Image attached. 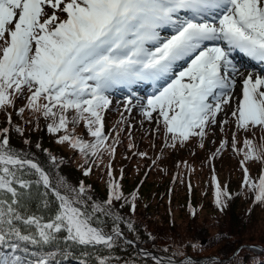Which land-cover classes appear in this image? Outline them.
<instances>
[{
	"label": "snow or ice",
	"instance_id": "6c2138e0",
	"mask_svg": "<svg viewBox=\"0 0 264 264\" xmlns=\"http://www.w3.org/2000/svg\"><path fill=\"white\" fill-rule=\"evenodd\" d=\"M164 29L172 34L162 37ZM236 52L264 64V0H0V111L11 125L8 109L25 100L18 114L27 109L50 121L47 131L57 135V143L68 144L89 162L83 172L88 176L92 158L102 160L104 153L114 158L119 143V132L111 144L105 133L110 93L169 81L145 102L138 101L141 114L163 132L165 147L183 146L193 138L203 147L210 129L228 125L218 117L230 110L237 131L253 133L243 149H236L233 135L232 146L244 157V186L254 193L255 203L264 204V171L253 180L245 166L264 164V73L245 75L234 62ZM181 61L187 64L176 72ZM238 77L241 95L236 97ZM133 99L126 98L125 112L131 113ZM81 124L91 141L75 134ZM10 130L0 129V246L19 250L21 243L48 247L61 240L114 248L124 222L116 205L127 204L134 213L137 192L125 196L109 164L108 196L97 202L90 186L82 181L73 186L62 176L54 180L30 155L14 149ZM15 131L23 135L19 126ZM256 131L262 133L259 143ZM228 143L224 140L218 152ZM48 155L56 164L57 158ZM214 180L215 203L222 211L232 194ZM102 217L113 221L111 233L97 223ZM127 226L133 229L130 221ZM0 264H20L19 257L0 258ZM35 264L51 261L41 257ZM98 264L108 261L100 258ZM209 264L223 261L209 257Z\"/></svg>",
	"mask_w": 264,
	"mask_h": 264
},
{
	"label": "trees",
	"instance_id": "16d2710c",
	"mask_svg": "<svg viewBox=\"0 0 264 264\" xmlns=\"http://www.w3.org/2000/svg\"><path fill=\"white\" fill-rule=\"evenodd\" d=\"M17 102L24 103L25 100H17ZM18 108L12 112L11 125L8 124L6 118L4 119L3 113L0 115V129L10 127L8 135L13 148L23 150L39 162L45 170L52 174L54 180L56 176H62L73 186L81 181L86 186L91 184L90 195L93 200L97 202L106 200L109 179L106 161L111 159L109 155L104 153L102 160L92 158L95 159V163L92 164L91 174L84 176L83 172L89 163L85 157L69 147L68 144L57 143V135L47 131V124L50 121L45 120L42 115L35 113L31 117L30 113L25 111L23 116H20L17 112ZM16 126L23 129L22 136L15 131ZM127 126H124L125 131ZM228 131V136L224 135L213 141L214 148L212 150H207L205 147V142H207V138L210 139V136L207 135L204 139L203 147L198 145L199 138L191 139L185 144L186 146L193 144L188 148L189 152L187 153L175 150L178 146L185 145L166 148L163 132L159 134V140L161 139L159 144L151 143L149 146L141 144L137 150L134 149L132 152L122 148L124 144H122L123 139L120 138L114 157L122 155L127 160V163L122 164L125 178L120 180V184L125 196L130 197L131 193L137 192L134 213L130 212L127 204L123 207H120L119 204L116 205L118 214L124 217V222L120 223L123 237L138 242L144 251H153L164 257H171L174 247L185 245L186 254L176 255L173 258L182 260L186 256H192L199 259L205 256H202L203 254L197 250L194 251L191 245L201 239V236L209 237L210 227L207 225L213 224L212 229L215 234L213 237H209V245H221L225 247V250L230 251L224 256L220 255L221 250L213 253L223 261V264H229L230 261L237 259L240 264H264V250L256 255L252 250L243 247L253 246L252 237L257 236L254 228L260 219V215L257 213H264V204L255 203L254 193L244 186V171L241 165L244 157L242 152L237 154L232 146L233 135L237 141L236 149H243L244 139H252L253 133L237 131L235 125H231ZM132 133H135L134 136H136L135 130L131 129L128 137ZM75 134L89 141L93 139L86 134L83 124L77 126ZM261 135L262 133L259 131L254 133L257 143L260 142ZM35 137L41 141L40 148L36 147L38 143L35 142L24 143L25 140L29 141ZM224 140H228V147L218 152L220 144ZM195 142L197 143L195 144ZM52 147H56L57 155L51 151ZM66 150L75 151L71 158L68 157ZM49 152L57 158L56 164L51 161ZM139 153H147V156H140ZM175 153L178 154L177 157H174ZM81 157L83 159H80ZM61 161L62 163H60ZM152 161L155 163L147 171L146 167ZM245 166L248 167L253 180H258L264 171V164L259 162H247ZM197 167L200 169L199 171ZM152 175L155 178L150 181L149 177ZM214 177L218 179L222 188L232 194V198L226 201L222 211L215 203L216 181ZM189 183L191 190L188 187ZM167 201L170 202L169 205ZM177 207L179 212L186 214L190 221V226L184 227L187 232L184 235H181L176 227L179 225L175 218ZM54 210L55 204L52 208V211ZM193 211H195V215H193ZM51 214V212L46 213V215ZM134 217L137 218L136 222H132L130 219ZM128 221L133 225L132 230L128 229ZM97 223L105 232H112L114 225L111 219L102 217ZM123 237L116 240L115 247L111 250L103 246L84 248L79 245L66 244L61 240L55 241L48 247L21 243L19 250L4 245L0 246V258L19 257L20 264H35V261L41 257L49 258L51 264H98L100 258H105L108 264H157L153 259L142 256L138 248L124 240ZM256 243L264 248V240ZM237 251L239 252L237 253Z\"/></svg>",
	"mask_w": 264,
	"mask_h": 264
},
{
	"label": "rangeland",
	"instance_id": "374dc122",
	"mask_svg": "<svg viewBox=\"0 0 264 264\" xmlns=\"http://www.w3.org/2000/svg\"><path fill=\"white\" fill-rule=\"evenodd\" d=\"M162 37H167L170 36V34L167 33H163L161 32ZM255 71V76L256 75H260L261 73L257 70H253ZM167 84V83H166ZM238 87V94L235 95L233 93L234 96L239 97L241 95V83H238L237 85ZM118 93H121V91L119 92V90H114L113 92H111L110 94H112V100L113 103L112 105L109 107V109L104 113V126H105V132L106 134H109V140L108 143L111 144L115 139H116V132H119V140L120 138L123 139L122 144H124L122 146V148H125L126 151L128 152H132V150H137L139 148V146H141V144L144 145H148L149 144H153V143H158L159 141H161V139L159 140V134L160 132L156 131L157 128V124L155 121H148L139 111V103H143L146 101V95L143 94H139L138 92L133 96V105H135L134 107H132V111L131 113L125 112L124 111V107L123 104L126 100V98L129 96L128 94H123V96L121 95H117ZM151 96V95H150ZM149 97V96H148ZM26 104V101L24 103H19L16 102V107H24ZM235 106V105H233ZM15 108H9L8 109V113H11L12 116V112ZM30 113V116L33 117L35 115V113H32L31 111L26 109V113ZM2 113L4 114V119L6 118L7 120V113H5L4 111H0V115H2ZM155 115V114H154ZM218 119H227L229 121L228 125H221V126H217L214 127L212 129H210L208 131V136H210V139L207 138V142H205V147L207 148V150H212L214 148L213 145V141L217 140L218 138H222V136L229 135V131L228 128L232 125L234 126V122H233V118L230 116V110H229V115L225 116L223 113L221 114L220 117H218ZM127 126V130L125 131L124 126ZM221 127L224 128L223 131H221ZM131 129H134L136 132V136L135 133H132V135L129 136ZM125 131V132H124ZM212 139V140H211ZM30 142H35L38 144H41V141L38 137L33 138L32 140L29 139ZM192 142V141H191ZM197 142H195L196 144ZM215 143V142H214ZM159 144V143H158ZM130 145H135V147H130ZM193 144H189V145H185L183 147L178 146L177 149H175L176 151H183V153H187L189 152V149ZM199 147H200V142L198 143ZM152 147V145H150ZM193 148V147H192ZM51 151L55 152L57 155V150L56 147H52ZM68 157L71 158L72 155L74 154V150H66ZM149 151V150H148ZM116 152V151H115ZM152 149L149 151V153L151 154ZM178 153V152H177ZM175 153L174 157H177L178 154ZM125 154V153H124ZM80 159H83L82 157ZM115 162H114V161ZM137 162V161H136ZM136 162H133V164H136ZM123 163H127V160L125 159V157L123 158V156H119L117 158H111L109 160L106 161V167H107V172H108V165H111V168L113 170V175L115 176V178L117 179V181H119L120 183V177L121 175H123V178H125V170H123ZM142 163V162H141ZM153 161L148 163L146 169L147 171L150 169V167L153 165ZM135 168V166H133ZM132 167V168H133ZM197 170L199 171L200 169L197 167ZM136 171V170H134ZM175 172V170H174ZM101 173H103V171H101ZM155 178V176H150L149 179L150 181H152ZM129 180V178H128ZM157 180V178H156ZM88 181V180H87ZM90 184V182H88ZM91 186V184H90ZM156 187V186H155ZM170 202L167 201V204L169 205ZM177 215H176V220H178V224L176 227L178 229V231L180 232L181 235L186 234V230H185V226H190V221L187 219L188 217H186V214H182V212H179V208L177 207ZM259 216V223L256 225V227L254 228V232L257 235L256 237H252L253 238V246H260L261 248H263L261 245H259V243L256 242H263L264 240V213L260 212L257 213ZM132 222H136L137 218H130ZM211 223V222H209ZM208 224V223H207ZM210 227V235L209 237H213L214 236V230L212 229L213 224L207 225ZM255 236V235H254ZM209 237L207 236H201L197 242H193L192 243V249L197 250L200 254H203L202 256H205V258H209V257H216L214 256V252L220 251V255L224 256L227 255V253L229 254L230 251L225 250V247L221 246V245H217V246H211L209 245ZM261 251V252H260ZM260 251H254V253L256 255H259L260 253H262V250ZM187 252L186 250V246H176L174 247V250L172 251V256L171 257H166L167 259H174L173 256L179 255V256H183L185 255ZM238 252V251H237ZM157 263V262H156ZM206 264H209V260H207Z\"/></svg>",
	"mask_w": 264,
	"mask_h": 264
},
{
	"label": "bare ground",
	"instance_id": "6f19581e",
	"mask_svg": "<svg viewBox=\"0 0 264 264\" xmlns=\"http://www.w3.org/2000/svg\"><path fill=\"white\" fill-rule=\"evenodd\" d=\"M168 33H170V30H169V32ZM237 56L238 57H240V62H238V61H236V64L240 67V69H241V71L246 75V74H252V75H254L255 76V74H254V72H251L253 69H258L259 68V64H261V63H258V62H256V61H253V60H251L250 58H248V57H246V56H244L243 54H241V53H239V54H237ZM242 64V65H241ZM260 73H264V67L263 68H261V70H260ZM240 77H238L237 78V85H238V83H240ZM237 85H236V88H235V90H234V94L235 95H237L238 94V87H237ZM161 88H163V85H160V86H158L157 87V89L156 90H159V89H161ZM149 258V257H148ZM166 258V257H165ZM154 261H158V260H155V259H153ZM169 260H171L172 262H173V264H204V262H195V263H193V262H190L189 260H185V261H183V262H175L173 259H166V260H163L164 262V264H167V262L169 261ZM177 261V260H176Z\"/></svg>",
	"mask_w": 264,
	"mask_h": 264
},
{
	"label": "water",
	"instance_id": "95a60500",
	"mask_svg": "<svg viewBox=\"0 0 264 264\" xmlns=\"http://www.w3.org/2000/svg\"><path fill=\"white\" fill-rule=\"evenodd\" d=\"M122 237H123V235H122ZM124 238V240H126L127 242H129V243H131V244H133V245H135L137 248H138V251H139V253L142 255V256H144V257H149V258H151V259H155V260H158V261H161V262H164L163 260H166L167 258H165V257H163V256H161V255H159V254H157L156 252H153V251H144V250H142L141 249V247L139 246V244H138V242H136V241H133V240H130V239H128V238H126V237H123ZM243 247H247L248 249H250V250H252V251H260V250H264V248H261L260 246H250V245H247V246H243ZM240 251V250H239ZM238 251V252H239ZM237 252V253H238ZM236 253V254H237ZM174 260V259H173ZM185 260H189L190 262H193V263H195V262H204V264H206L205 262H207V260H209V258H200V259H195V258H192V257H186V258H184L182 261H176V260H174L175 262H183V261H185ZM220 260V259H219ZM164 264V263H163Z\"/></svg>",
	"mask_w": 264,
	"mask_h": 264
}]
</instances>
